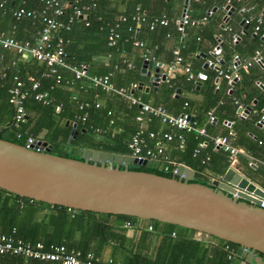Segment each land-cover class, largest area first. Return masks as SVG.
Instances as JSON below:
<instances>
[{
	"label": "crops",
	"instance_id": "obj_1",
	"mask_svg": "<svg viewBox=\"0 0 264 264\" xmlns=\"http://www.w3.org/2000/svg\"><path fill=\"white\" fill-rule=\"evenodd\" d=\"M185 7L192 19L199 20L208 12L212 14L205 24L186 27L184 36L181 37L175 30V22L180 18ZM229 8L233 9V12L228 15L225 23L224 18L227 16ZM135 9H139L150 20L165 17L168 21V26L156 24L155 32L152 34L145 22H134L136 35L139 31L145 47L150 51V54L156 57L155 61L169 64L173 60L174 51L177 50L183 54L182 65L168 76V80L175 76H183L182 66H188L192 72L204 71V75L202 74V77L195 81L194 87L182 84L171 97L164 87L167 84L166 81H161L156 87L152 85L156 69L153 62L149 63L147 68L150 77L142 75V63L138 70L139 77L142 79L135 77V80L127 81L123 74L131 69L124 70V63H129L131 68L136 67L141 62L142 50L134 46L125 50L124 45L119 47V51L115 50L110 54L91 52L89 54L91 57L89 69L87 67L88 75L110 74L113 86L116 89L124 88L128 97H133L139 102L151 106H162L172 115L182 114L186 111L192 123L197 122V126H194L196 134L197 130L205 129V135L200 137L206 141L215 137L228 139V144L237 150L233 165L227 164L225 167V164L228 163V154L222 149L218 150L214 147L210 165L198 166L195 169L183 163L171 161L177 150L173 142L163 141L164 152L172 158L168 160L193 170V181L212 187V183L221 180L223 176L219 175L218 170L224 168L226 171L229 167H235L257 188L264 190V120L260 119L264 115V93L260 88L264 84V41L254 33L250 25L245 27L243 24L245 18H248L252 24L259 22L264 24V1L236 0L235 3L230 2V5H227L226 0H188L186 3L185 0H99V12L104 18L103 20L109 21L115 16L129 15ZM17 24L13 25H17L16 29L11 28V34L17 35L19 40L32 41L35 38L39 28H35L33 24L25 23L23 19ZM82 24L79 23L77 26H82ZM81 33L80 29L79 36L82 35L83 38L89 40L90 44L95 42L92 35L85 36L84 33ZM234 38L235 42H233ZM215 49H218L219 53L213 56ZM256 51H260L262 54V64L254 63L249 68H244V63L252 61ZM9 53L11 54L5 58L0 57L1 77L4 75V70H8L14 65L13 59L17 58L16 62L21 67L30 68L28 63H33L28 58L24 59L16 54L15 56L11 51ZM234 56H239L240 59L238 72L241 79L231 86L234 87L232 91L226 80L215 78L216 88L210 95L207 90L208 84L204 81L207 76L217 71L215 66L208 65V62L216 63L219 59L222 62L220 69L229 72V65ZM22 60L26 62L24 66L21 65ZM36 65L41 67L38 63ZM114 65L117 67L115 68ZM34 72L29 69L27 75L34 76ZM63 75L65 79L70 78L66 71ZM83 83L85 91H78L74 87L66 88V90L76 92L78 95L84 94L81 95V98H87L90 103L107 109L117 119L121 117L124 99L114 95L115 92L97 91L90 86L89 81ZM135 83L138 87L133 90L130 86ZM72 84V82L67 83L70 86H73ZM173 99L186 104L181 107L182 111L178 110V114H175L176 102H173ZM234 99L238 104L234 103ZM166 105H169L170 109ZM240 109L247 110V115H241ZM209 116L213 118L210 122L208 121ZM245 124H251L250 128H246ZM138 127L144 129L145 132L154 131L159 139L163 133L177 134L176 129L154 120L150 123H138ZM184 135L187 144L190 145L188 141L190 134ZM148 146L152 148L153 143L148 141ZM203 146H206V143ZM208 153H210L209 150L205 158L206 162L209 161L210 154ZM163 163L164 161L160 160L150 162L159 170L162 169ZM99 221L102 222L110 241H104L97 237L96 242H90L85 246L84 241L80 240L79 234L75 239L78 241V245L83 242L81 248L97 252L98 257L103 261L113 260L119 264H132V252L135 254L143 250L142 255L154 258L161 247L163 264H227V259L223 255L226 245L218 239L206 235L203 237V234L190 233L164 224H152L144 220L130 221L129 226H126V221L114 216L101 218ZM149 227H151L150 230ZM229 264H264V260L256 254L253 263H248L237 256V258L233 257Z\"/></svg>",
	"mask_w": 264,
	"mask_h": 264
},
{
	"label": "trees",
	"instance_id": "obj_2",
	"mask_svg": "<svg viewBox=\"0 0 264 264\" xmlns=\"http://www.w3.org/2000/svg\"><path fill=\"white\" fill-rule=\"evenodd\" d=\"M24 1H25L24 4H21L22 0H0V3L3 2L2 6L0 7V33L8 37L14 36L13 38L18 41H24V40H19L17 38V35L11 34L12 32L11 28L16 29L17 25H19L17 24L18 21H15V19L13 18L12 15L13 11L19 7H24L26 10H37V11H40L43 8V4L40 3L39 0H24ZM235 1L236 0H230V2L232 3H235ZM136 10L139 9H135L129 15L119 16V17H125L126 21L121 23L116 30L117 34L119 35V39L116 46L109 47L107 45L108 29L110 26H112L114 20L118 17L117 16L113 17L112 19H110L111 21L103 20L104 18L100 15L99 12V0H98L96 9L92 11L91 14L89 15L88 26H85L83 21L75 20L74 23L71 25L69 31L63 30L59 33V35L64 40V50L68 56L66 61L67 64L69 65L85 64L88 67L90 66V62H91L90 61L91 57H89V54H91V52L96 54L97 53L110 54L112 51L115 50L119 51V47L121 45H124L125 50H129L130 47L134 46L142 50L141 62L138 63L134 68L133 67L131 68V66L128 67V65H130L129 63H124L123 66L124 70L131 69V71H127V72L125 71L123 75H125L124 78L127 81L135 80L134 79L135 77L142 79V77H139L138 70L140 68V65L144 63L143 55L148 53V57L150 58L149 63L153 62L151 61V58L156 59V57L150 54V51L145 47V44L143 42V39L141 38V35L139 34V31L137 32L136 35V28H135L136 22L134 23V21H132V17L136 15ZM138 13L143 14L140 10ZM23 20H25V23H30L31 25L33 24L35 25V28L36 27L39 28L38 21L32 20L30 18H24ZM60 20L65 22L66 17L61 18ZM152 21L153 19L152 20L148 19L144 14V21L142 23L145 22L147 24L148 29H149V24ZM79 23H81L83 27L77 26V24ZM14 24L17 25L13 26ZM249 25L252 28H254L256 24H252L251 22H249ZM80 29L85 36L89 34L92 35V37L95 38V42H91L90 44L89 40L83 38L82 35L80 37L78 34L80 32ZM154 30H155V26L152 30L149 29V32L152 34L155 32ZM256 34L259 37H261L263 34V29H261V31H259ZM136 41L141 42L142 46L141 47L135 46L134 43ZM80 45L82 47H79ZM8 54L11 53H9V51L7 50L0 49V57L5 58ZM179 56L182 58V62H183V54L181 52H179ZM16 60L17 58L12 60L14 63L12 67L8 68V70H4L3 72L4 77L0 76V138L2 140L24 146L23 140L16 142L14 140L9 139L8 136L10 132H13L15 136V132H16V129L14 128L13 125L14 108L8 102V98H9L8 90L12 85L13 76H18L21 80H25L27 76V72L30 69V71H35L33 74H35L34 77L36 76L35 78L40 83L39 90L48 92L52 100V105H60V111L56 113L54 111L53 106H43L35 102L31 97H29L24 105L25 112L27 115V121L26 123L20 126L21 129L19 130L20 133L23 135V138L32 137L35 140L46 142L48 145L51 146V150H50L51 155L74 159L78 161H83L81 154L84 150L100 151V152H105L114 155H122V156L131 155L130 151L127 148V144L130 138L132 137V135L139 129L138 123L135 121V117L138 114V107L130 106L129 100L126 96H119L117 94H114L119 98L125 100L122 106L121 117L117 119L107 109H103L100 106L98 108H95V104H92L89 101H87V98H81V95L84 94L78 95L76 92L66 90V88L74 87L76 90L78 89V91L81 92L85 91L83 82H87V80H78V81L73 80V75L69 70L61 69L62 71L59 70V74L61 75V80L59 81V83H56L54 78H44L42 76V73L44 71L43 66L38 67V65H36L37 62L31 60L33 61V63L32 62L30 64L28 63V66H30V68H28V67H21L19 63L16 62ZM173 60H174V55H173ZM115 66L117 65H114V67ZM220 70L223 71L225 74L230 73V71L228 72L225 71L224 69L223 70L220 69ZM64 71L69 73L70 75L69 79L64 78L63 75ZM201 72L202 74L204 73V71ZM92 76H99V75H92ZM215 78H217V72L207 76L204 81V83L208 84L207 90L210 95H212L213 90L216 88V85L214 83ZM240 79L241 78L239 77V80ZM68 82H72L73 86L67 85ZM166 82L167 84H165L164 87H166L167 93L170 97L171 95L174 94L175 90L178 87H180L182 84H186L188 87H194V83H195L194 81H187L185 75L180 77L175 76L174 78L169 79ZM89 84L92 88L96 89L97 91L99 90L100 92H105L101 90V88L93 86L90 82ZM80 87H82L81 90ZM228 87L230 88L229 85ZM233 88L231 87L232 91ZM117 89H121V88H117ZM128 94L130 93L128 92ZM73 96L76 97L77 101L72 100ZM172 101L176 102L175 114H178L179 113L178 110L182 111L181 107H183V105L185 106V104L183 103V101H175L174 99ZM233 101L234 103L238 104V102L235 99ZM77 102L88 103L89 108L83 111H79L77 107ZM167 108L170 109L169 105L167 106ZM82 115H86L85 122H80L77 119V117ZM154 121H158V120L154 119ZM208 121L210 122V116L208 118ZM66 122H72L76 124L75 130L77 131V135L70 142H68V138L71 134L72 128L69 126L66 127L65 126ZM196 123L197 122H193V126H195ZM250 125L251 124H247V125L245 124V127L250 128ZM184 134H190L189 135L190 139L188 140L190 145L187 144V139ZM178 135H181L184 139L183 149L178 148V139H177ZM172 136L173 139L170 142H173L177 150V153L172 159L169 157V155H167L164 152V156L167 159L169 160L172 159L171 161H174L176 163H183L193 169L197 168L198 166L203 167L206 165H210L211 158L214 155L213 152L214 145L210 140L206 141L198 134H196L194 130L187 133L186 132L183 133L177 130V134H172ZM200 143L202 145L206 143V146L199 147ZM208 150L210 152L208 153L210 154V156L208 155L209 161L206 162L205 158L207 156ZM158 160H160L161 162L164 161L163 158ZM150 162L151 161H148L145 166H129L128 169L129 171L148 173L160 177L175 178L171 173H164L162 169L159 170L158 167L153 166L152 164H150ZM227 162L228 163L225 164L226 165L225 167H227V164H229V161ZM162 165H164V163ZM119 169H123V166L119 165ZM224 172H225L224 168L218 170V173L221 176L223 175ZM191 183L199 184L195 180L192 181ZM200 185L207 186L205 184H200ZM111 216L112 215L96 214L88 211H75L64 207L51 206L42 202H36L26 198H21L17 195L0 190V234L11 235V232L14 230L15 233L13 236L21 240L23 243L29 245H35L36 243H41L46 247L49 245H63L68 249L77 250L82 254L90 252L98 257L97 252H93L90 251L89 249L85 250L81 248L80 246L82 245L83 242L78 245V241H76L75 237L77 234H79V238L81 241L82 240L84 241L85 246H87L90 242H96L97 237L102 238V240L104 241H110L109 235L106 233V230L102 226L103 225L102 222H100L99 220L101 218H106ZM114 217L123 219L127 223H129L130 221L139 220L127 216H114ZM147 222L152 224H164L156 221H147ZM164 225H167L171 228L186 230L194 234L197 233L193 230L184 229L178 226H173L169 224H164ZM202 236L204 237V235ZM219 241L224 243V245L229 246L234 251V257L237 258L236 245L221 240ZM160 250L161 247L160 249H158V253L154 258H149L146 255H142L141 252H143V250H140L141 251L140 253H135V254L134 252H132L131 253L132 264H163ZM223 255L227 259L226 260L227 264H229L232 258L228 259V252L225 250L223 251ZM258 256L264 260L263 254H258ZM0 264H56V263L40 262L36 260L25 259L22 256L4 255V256H0Z\"/></svg>",
	"mask_w": 264,
	"mask_h": 264
},
{
	"label": "water",
	"instance_id": "obj_3",
	"mask_svg": "<svg viewBox=\"0 0 264 264\" xmlns=\"http://www.w3.org/2000/svg\"><path fill=\"white\" fill-rule=\"evenodd\" d=\"M231 12L229 8L225 23ZM148 64L144 61L141 72L150 77ZM221 64L219 60L215 69ZM158 81L159 70L155 69L152 85L156 87ZM239 113L247 115V110ZM65 126L72 128L70 142L77 135L76 124L66 122ZM36 145L41 147L25 148L0 138V190L75 211L193 230L236 245V255L248 263H253L256 254L264 255V209L258 207L264 190L235 167H229L209 187L191 183L194 171L182 165L175 178H166L129 171V166L147 163L131 156L84 150L83 161H78L51 155L46 142Z\"/></svg>",
	"mask_w": 264,
	"mask_h": 264
},
{
	"label": "built area",
	"instance_id": "obj_4",
	"mask_svg": "<svg viewBox=\"0 0 264 264\" xmlns=\"http://www.w3.org/2000/svg\"><path fill=\"white\" fill-rule=\"evenodd\" d=\"M264 1V0H263ZM22 0L21 4H24ZM43 4V8L40 11L37 10H26L24 7H19L13 11V18L15 21H20L24 18H30L39 22V29L36 33L33 41L24 40L18 41L12 37L4 36L0 33V49L11 51L14 54L18 55L24 59H30L41 66H43L42 76L44 78H54L56 83H59L61 80V75L59 70L67 69L73 75V80H87L93 86L101 88L105 92H115L120 96H126L129 100L130 106L138 107V114L135 117L137 123H150L152 120L157 119L161 124L174 128L180 132H191L195 131L192 121L189 116L185 113L172 115L166 111L162 106H151L139 102L133 97H128L126 90L116 89L113 84L110 82V74L104 76H89L87 71V66L85 64L69 65L67 64V54L64 50V40L59 35L61 31H69L71 25L75 20H80L84 22L85 26H88L89 15L97 7L98 0H39ZM3 2L0 3V7ZM226 4L230 5V0H226ZM187 5V4H186ZM139 10H136V15L132 17L134 22H143L144 14L138 13ZM69 13V14H68ZM211 12H208L206 16L202 17L199 20L192 19L187 11L186 7L184 8L180 18L175 22V27L177 32L181 37L184 36V30L186 27H195L200 24H205L208 18L211 16ZM66 17L65 22L61 21V18ZM126 21L125 17H118L114 20L112 26L108 29L107 36V45L109 47L116 46L119 35L116 30L119 25ZM250 20L245 18L243 20L244 25H249ZM156 24L161 26H167L168 21L165 17L161 19H154L149 24V29L152 30ZM263 29V34L261 36L264 41V25L259 22L253 28L254 33H258ZM168 36V35H167ZM236 39H233L235 42ZM135 46H142L141 42L136 41ZM218 49H215L213 56L217 55L219 52ZM174 60L169 64H163L155 61L154 58H151V61L154 63V67L159 70V81L160 83L162 75H164V81L168 80V76L172 74L176 68L182 65V58L179 56V52L176 50L173 52ZM260 51H256L252 61L244 63V68H249L253 63L262 64V56ZM144 61H150L148 53L143 55ZM25 60H22L21 65H25ZM219 59L216 63L209 61L208 65H218ZM240 65V59L238 56H234L233 61L231 62L229 69L230 73L225 74L223 71L216 69L217 79L223 78L227 81L228 85L233 86V84L239 80L238 69ZM117 66H115L116 68ZM130 67V65H128ZM182 71L186 76L187 81H197L202 77L201 72H192L188 66H182ZM4 77V75H3ZM163 82V81H162ZM131 89H136L138 85L131 84ZM261 90L264 93V84L260 86ZM40 83L33 75H27L25 80H21L18 76L12 77V85L8 90V102L14 108L13 116V125L16 129L15 138L17 140L24 141V147H41V145H36L35 140L32 137L23 138V135L17 129L27 121V115L25 112V102L31 97L35 102L43 106H53L54 111L57 113L60 111V105H52V100L46 91H40ZM82 89V87H80ZM72 100L77 101L76 97L73 96ZM186 106V104H185ZM77 107L79 111H83L89 108L88 103H78ZM99 105L95 104V108H98ZM109 114V113H108ZM80 122H85L86 115L77 117ZM213 118L210 117V121ZM261 120H264V115L260 117ZM261 123V121H259ZM199 136L205 135V129L201 128L197 130ZM173 136L170 133H163L161 139L157 138L156 133L154 132H145L144 129L139 128L130 138L127 148L131 153V157L138 160L154 161L163 158L164 165L162 166V171L164 173H171L173 176L177 173V168L179 165L170 162L164 156L163 141L166 142L172 141ZM178 139V148L183 149L184 139L181 135L177 136ZM148 141L153 143L152 148L148 146ZM214 147L217 149H222L225 153L228 154L229 164L233 165L235 162V155L237 150L231 147L228 144V139L226 137H215L210 140ZM203 146L201 143L199 147ZM260 209H264V196L259 198ZM129 226V223L126 224ZM151 227H149V230ZM14 230L11 232V235L0 234V256L12 255V256H22L25 259L36 260L40 262H52L56 264H119L113 260L103 261L99 257L93 255L90 252L82 254L81 252L68 249L63 245H49L44 246L41 243H36L35 245H29L23 243L21 240L15 238ZM225 250L228 252V259L234 257V251L229 247L225 246Z\"/></svg>",
	"mask_w": 264,
	"mask_h": 264
},
{
	"label": "rangeland",
	"instance_id": "obj_5",
	"mask_svg": "<svg viewBox=\"0 0 264 264\" xmlns=\"http://www.w3.org/2000/svg\"><path fill=\"white\" fill-rule=\"evenodd\" d=\"M5 135H7V134H5ZM8 136H9V139H11V140H14V141H20V140H17L16 138H15V136H14V133L13 132H10V134H8ZM54 152H56V151H54ZM82 155V154H81ZM78 157V156H77ZM82 157V156H81Z\"/></svg>",
	"mask_w": 264,
	"mask_h": 264
}]
</instances>
